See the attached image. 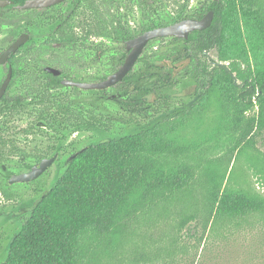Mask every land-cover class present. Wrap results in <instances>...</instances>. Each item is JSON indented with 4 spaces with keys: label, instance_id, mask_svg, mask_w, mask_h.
Segmentation results:
<instances>
[{
    "label": "rangeland",
    "instance_id": "374dc122",
    "mask_svg": "<svg viewBox=\"0 0 264 264\" xmlns=\"http://www.w3.org/2000/svg\"><path fill=\"white\" fill-rule=\"evenodd\" d=\"M211 2L119 0L118 8L114 10L111 0H72L47 10L0 9V54L24 32L30 34L29 41L8 61L17 75L9 85L4 103L0 105L7 107L6 113L0 116V134L5 132L9 142L6 161L0 166V189L3 190V193L0 190V237L4 233L5 244L14 229L19 205L30 207L29 200L36 197L35 188L38 185L49 187L62 171L55 162L37 180L12 185L5 174L28 172L53 144L60 148L58 159L63 164L74 152L97 142L102 136L93 129L68 130L64 131L66 138L61 142L54 131L47 127H40L30 135L21 131L37 116L41 106L37 105L36 100L49 88L50 77L44 74L43 69L53 67L60 70L64 78L78 82H100L120 67L116 60L125 55V44L113 35H105L112 34L109 28L114 27L117 20L119 31L123 27L131 37H136L149 29L172 25L194 16ZM257 2L264 15V0ZM87 8L100 12L105 29L102 25L103 29L97 31L92 23H86ZM72 9L76 11L71 15ZM203 13L206 15L207 12L204 10ZM68 15L69 26L64 33L57 31L53 19ZM170 42L171 38L150 42L141 58L164 66L165 72L174 77L196 64V59L187 57L181 62L173 60L172 55L162 51ZM199 59H206L209 63L219 62L218 52L212 50L205 58L199 56ZM142 67L143 62L138 61L133 72ZM7 71L8 67L2 66L0 78L4 79ZM128 84L121 83L105 89L103 94L63 85L49 92L56 98L70 100L73 112L81 113L86 118L93 116L106 123V136L111 137L126 133L122 119L128 118L132 112L121 108L120 102L130 100L124 93L129 88ZM171 89L168 105L159 109L153 107L147 112H134L133 117L155 121L177 108L193 106L185 115L165 123L153 134L168 145L162 157L165 176L174 178L179 171L190 170L193 180L180 193L178 201L161 209L165 222H151L140 229L141 236H146L151 242L166 241L168 238L163 236L173 232L176 221L182 216L194 214L196 222L188 225L193 230L197 228L202 233L205 223L209 221L206 237L202 242H197L198 250L193 251L197 258L204 259L206 264H264L263 214H253L245 220H236L222 227H213L210 216V191L215 185L221 190L243 191L264 199V132L253 129L259 115L258 107L245 108L242 103L232 102L219 86L210 87L199 99L193 97V87L176 84ZM17 99L21 104L13 110L12 105ZM147 99L155 100L154 97ZM88 245L92 248L98 246L95 264H119V259L132 251V248L125 251L119 244V230L105 241L90 238Z\"/></svg>",
    "mask_w": 264,
    "mask_h": 264
},
{
    "label": "trees",
    "instance_id": "16d2710c",
    "mask_svg": "<svg viewBox=\"0 0 264 264\" xmlns=\"http://www.w3.org/2000/svg\"><path fill=\"white\" fill-rule=\"evenodd\" d=\"M13 1L15 4L24 2ZM204 10L214 13L209 28L190 34L188 40L171 38L162 48L177 62L189 57L196 59V64L170 77L164 66L140 58L143 67L130 72L123 80L122 83H129L125 95L133 99L120 102L121 108L132 112L122 119L124 135L106 136V123L73 112L70 100L56 98L49 92L62 86L60 79L44 72L50 77L49 88L36 100L43 109L40 108L31 124L21 131L30 135L40 127H47L61 142L66 138L64 131L68 130L93 129L102 136L74 152L63 164L57 159L61 175L49 187L38 185L35 188L36 197L29 200L30 204L26 203L30 207L19 205L28 212L14 221L8 243L5 244L6 239L2 237L0 264H95L98 246L92 248L88 240L105 241L117 230L119 244L125 251L132 248L131 254L119 259V264H206L193 251L198 250L197 242L206 237L209 221L202 233L197 228L193 230L188 225L196 222L194 214L176 221L173 232L163 236L168 238L166 241L151 242L140 234V229L151 222H165L161 209L178 201L180 193L193 180L190 170L179 171L174 178L165 176L162 157L168 145L153 136L162 125L185 115L193 106L177 108L155 121L133 117L134 112L168 105V93L173 85L193 87L192 95L197 99L210 87L219 86L232 102L242 103L245 108L258 107L253 129L264 132V15L260 6L257 0H212L206 9L188 18L202 19ZM54 21L57 24L58 21ZM119 39L124 43L126 32L119 31ZM212 50L218 52L219 62L199 59ZM16 75L14 72L13 78ZM147 97L155 100L149 101ZM20 104L17 99L13 110ZM1 113L4 115L3 110ZM8 143L3 132L0 134L1 163L7 157ZM59 153L60 148L53 144L42 159ZM210 197L213 227L229 226L253 214L264 215V199L246 192L221 190L215 185ZM156 210H159L158 215Z\"/></svg>",
    "mask_w": 264,
    "mask_h": 264
},
{
    "label": "water",
    "instance_id": "95a60500",
    "mask_svg": "<svg viewBox=\"0 0 264 264\" xmlns=\"http://www.w3.org/2000/svg\"><path fill=\"white\" fill-rule=\"evenodd\" d=\"M65 0H26L23 5L18 6L21 10L48 8ZM218 2L219 0H213ZM13 2L11 0H0V8H4ZM214 13L208 12L202 19L187 18L178 21L172 25L155 28L137 36L126 42V48L130 51L123 66L106 80L99 83L75 82L72 80H63L62 85L76 87L84 90H105L115 86L124 80L136 65L139 57L142 55L149 42L160 38H178L188 40L190 34L196 31H202L209 28L212 24ZM29 40L28 34H22L16 39L2 54H0V66L8 63L10 56L16 53ZM46 71L59 76L61 73L54 68H46ZM13 76V69L9 67L8 74L0 88V100L5 95ZM58 154L52 158L43 159L39 165L33 166L28 172L13 174L9 179V184L28 183L37 180L44 175L48 169L56 162Z\"/></svg>",
    "mask_w": 264,
    "mask_h": 264
},
{
    "label": "flooded vegetation",
    "instance_id": "af4514ba",
    "mask_svg": "<svg viewBox=\"0 0 264 264\" xmlns=\"http://www.w3.org/2000/svg\"><path fill=\"white\" fill-rule=\"evenodd\" d=\"M13 3L12 4H10V5H8V6H6V7H4V8H0V9H9V8H15L16 10H19V11H22L21 9H19L18 8V6H20V5H23L24 3H25V1L26 0H24V2L22 3V4H15V2L13 1V0H11ZM69 1H72V0H65V1H63V2H61V3H58V4H56V5H53V6H51V7H48V8H35V9H28V10H23V11H30V10H47V9H51V8H55V7H57V6H60V5H62V4H65V3H67V2H69ZM111 2H112V5L113 6H115V9L114 10H116L118 7H117V5H119V0H111ZM76 10L75 9H72L71 11H70V14L72 15V14H74V12H75ZM100 12L99 11H96L95 9H93V8H87L86 9V23H88L89 25H90V23H92L93 24V27H95V29L94 30H102L103 29V26L102 25H104L103 24V22L101 21V18H100ZM70 16L68 15V17H66V16H61L60 18H57V17H55L54 19H53V21L56 19L58 22H57V24H54L53 26L55 27V29L57 30V31H59V32H62V33H64V31H65V29L69 26L68 25V22H69V18ZM55 22V21H54ZM168 26V25H167ZM105 25H104V29H105ZM163 27V26H162ZM157 28H159V27H157ZM153 29H155V28H153ZM108 30V29H107ZM109 30L111 31V33L112 34H105L106 36H108V35H113L114 36V38L116 37V38H119V20H117L116 22H115V25H114V27H112V28H109ZM149 30H152V29H149ZM149 30H147V31H149ZM86 31V30H85ZM120 31L121 32H126V37H127V39L125 40V42H124V44H125V48H126V42L127 41H129V40H131V39H133V38H136V37H131L130 35H129V33L127 32V30L125 29V28H123V29H121L120 28ZM87 32V31H86ZM146 32V31H145ZM145 32H143V33H145ZM143 33H141V34H143ZM23 34H28L29 35V39H30V34H29V32H24ZM140 34V35H141ZM22 35V34H21ZM20 35V36H21ZM19 36V37H20ZM139 36V35H138ZM18 37V38H19ZM17 38V39H18ZM173 38H175V37H173ZM161 39V38H160ZM178 39V38H177ZM183 40V39H182ZM29 41V40H28ZM27 41V42H28ZM152 41H154V40H152ZM151 41V42H152ZM26 42V43H27ZM71 42H73V41H71ZM150 43V42H149ZM148 43V44H149ZM11 45V44H10ZM9 45V46H10ZM25 45V44H24ZM24 45L20 48V49H22L23 47H24ZM8 46V47H9ZM148 46V45H147ZM146 46V47H147ZM145 47V48H146ZM7 49V48H6ZM5 49V50H6ZM19 49V50H20ZM4 50V51H5ZM18 50V51H19ZM145 50V49H144ZM3 51V52H4ZM17 51V52H18ZM2 52V53H3ZM16 52V53H17ZM144 52V51H143ZM1 53V54H2ZM129 53H130V51L129 50H127V48H126V51H125V55L124 54H122V57L120 58V60H116V62H119L120 63V67H118L117 69H115L114 70V72L112 73V74H114L115 72H117L122 66H123V64L125 63V60H126V58L128 57V55H129ZM15 54V53H14ZM14 54H12V55H14ZM143 54V53H142ZM11 55V56H12ZM11 56H10V58H11ZM142 56V55H141ZM141 56L139 57V59L141 58ZM9 58V59H10ZM139 59H138V61H139ZM9 61V60H8ZM137 61V62H138ZM137 64V63H136ZM5 66H7L8 67V70H9V67H11L10 65H8V63H7V65H5ZM2 66H0V68H1ZM12 68V67H11ZM46 68H53V67H45L44 69H43V72H45V73H47V74H50V75H52V76H54L55 78H58V79H60V82H61V85H62V81L63 80H71V79H69V78H64L63 76H62V72L60 71V75L59 76H55V75H53V74H51V73H49V72H47L46 71ZM134 68V67H133ZM13 69V68H12ZM55 69V68H54ZM56 70H58V69H56ZM133 71V69L131 70V72ZM7 74H8V71H7ZM7 74H6V76H7ZM13 74H14V70H13ZM112 74H110V75H112ZM110 75H107L105 78H103V80L102 81H104V80H106ZM6 76H5V78H6ZM5 78L4 79H2V78H0V88H1V86H2V84H3V82H4V80H5ZM12 79H13V76H12ZM125 79V78H124ZM12 81V80H11ZM72 81H74V80H72ZM102 81H100V82H102ZM75 82H78V81H75ZM123 81H121L120 83H122ZM97 83H99V82H97ZM120 83H118V84H116V85H119ZM115 85V86H116ZM63 86H65V85H63ZM67 87H70V86H67ZM72 88H76V87H72ZM8 89H9V87H8ZM8 89H7V91H6V93H5V95L1 98V100H0V105L2 104V103H4V97L6 96V94H7V92H8ZM95 91H104V90H95ZM4 111V114L6 113V111H7V107H6V105H4L3 107H1L0 106V116H2L3 114L1 113V111ZM59 157V156H58ZM46 158H52V157H46ZM43 159H45V158H43ZM43 159H41L37 164H35V165H39V163L43 160ZM58 159V158H57ZM5 161H6V159L4 160V163H5ZM1 162H0V166H1ZM34 165V166H35ZM33 167V166H32ZM31 167V168H32ZM20 174V173H19ZM6 175V174H5ZM13 174H10V173H8V176H9V179H10V177L12 176ZM9 179L7 178V180H8V183H9ZM19 208V214H17V218L15 219V220H17L19 217L20 218H22L23 216H25L26 214H27V212H28V209L26 208V207H18ZM4 236V233H2L1 234V237H0V241H1V239H2V237Z\"/></svg>",
    "mask_w": 264,
    "mask_h": 264
}]
</instances>
